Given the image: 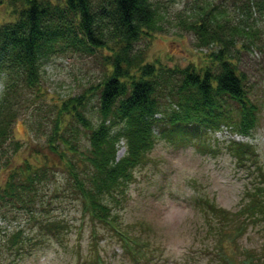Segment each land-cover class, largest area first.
<instances>
[{
    "label": "rangeland",
    "instance_id": "obj_1",
    "mask_svg": "<svg viewBox=\"0 0 264 264\" xmlns=\"http://www.w3.org/2000/svg\"><path fill=\"white\" fill-rule=\"evenodd\" d=\"M155 1L160 7L161 29L143 38L138 47L145 50L146 61L158 70L191 65L202 69L214 62L213 54L220 45H201L189 26L215 7L217 15L222 9L232 24L240 23L246 32H256L253 39L237 37L234 47L240 50L233 49L231 58L245 74L251 99L260 108L254 129L246 135L235 130L234 124L224 125L212 135L216 141L214 154H202L193 146L174 148L159 141L147 162L134 168L123 201L118 205L109 201L108 216L113 225L99 221L85 209L67 161L61 162L48 149L47 140L57 106L59 109L69 97L84 91L90 97L87 116L94 128L99 125V94L93 87L105 73L103 57L101 52L94 56H55L42 69L41 97L30 93L24 96L30 99L23 101L20 119L13 127L18 145L9 152L7 146L9 164L0 169V187L11 167L26 160L52 164L54 176L42 185L36 214L40 219L63 221L65 229L60 236H53L30 214L6 211V217L0 216V264H264V223L248 220L240 210L248 200L247 192L262 181L264 185V14L254 18L236 9L233 0ZM220 4L223 6L218 9ZM15 13V7L4 1L0 4V23L14 19ZM241 40H253L254 45L242 48ZM175 88L172 83L161 94L168 112L178 108L171 96ZM2 91L0 84V98ZM82 136L81 150H85L89 142L87 135ZM230 140L254 146L256 159L239 163L226 149ZM116 148V160H122L127 153L124 140ZM66 156L71 157L69 153ZM74 161L77 170L84 173L83 162L78 158ZM202 200L227 211L228 221L220 223ZM119 233L131 241L125 243Z\"/></svg>",
    "mask_w": 264,
    "mask_h": 264
},
{
    "label": "trees",
    "instance_id": "obj_2",
    "mask_svg": "<svg viewBox=\"0 0 264 264\" xmlns=\"http://www.w3.org/2000/svg\"><path fill=\"white\" fill-rule=\"evenodd\" d=\"M4 1L12 4L16 13L14 19L0 23V84L3 86L0 169L8 168L9 149L18 145L13 127L20 119L23 101L30 99L24 96L42 95L44 65L55 56L68 53L94 56L101 52L106 70L99 84L93 87L99 94V125L94 128L87 116L90 97L84 91L69 97L59 109L57 106L47 140L48 149L61 162L67 161L69 175L85 209L99 221L112 224L108 216L109 201L116 205L123 201L134 168L147 162L148 154L159 141L174 148L193 146L202 154H214L216 141L212 135L224 125L234 124L235 130L246 135L254 129L260 108L251 99L245 74L231 58L233 49L240 50L234 47L237 37L247 35L253 39L256 32H246L243 24H232L223 16L220 9L223 4L218 7V15L213 12L217 10L215 7L189 26L201 45H220V50L213 54L214 62L202 69L191 65L158 70L146 61L145 50L138 47L143 38L152 37L161 29L160 7L155 0H0V4ZM233 1L236 9L254 18L264 14V0ZM253 43V40L248 43L241 40L239 45L247 48ZM170 83L176 86L171 96L178 108L168 112L161 94ZM82 133L89 142L85 150L80 145ZM121 140L127 153L122 160H116V145ZM226 149L239 163L257 156L254 146L236 140H230ZM76 158L83 162L84 173L77 170ZM47 163L26 160L11 167L5 184L0 187V216L6 217V211L22 210L41 229L45 227L48 234L58 237L65 223L40 219L36 214L39 213L36 199L42 194V185L54 176V166ZM262 183L247 192L248 200L240 209L252 222L264 223ZM202 204L220 223L228 221L227 211L210 205L207 200H202ZM119 234L125 243L131 241ZM17 239L18 235L14 243Z\"/></svg>",
    "mask_w": 264,
    "mask_h": 264
}]
</instances>
